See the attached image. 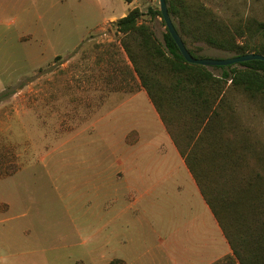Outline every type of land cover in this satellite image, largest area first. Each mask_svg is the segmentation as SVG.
I'll return each instance as SVG.
<instances>
[{
	"label": "rangeland",
	"instance_id": "rangeland-1",
	"mask_svg": "<svg viewBox=\"0 0 264 264\" xmlns=\"http://www.w3.org/2000/svg\"><path fill=\"white\" fill-rule=\"evenodd\" d=\"M187 1L228 24L264 23V0ZM134 7L161 40L158 0H0V264H240L175 151H159L166 137L143 95V142L123 146L139 137L122 136L131 119L114 110L124 61L112 21ZM228 96L226 134L246 140L245 165L200 150L198 166L225 197L229 229L248 234L249 264H264V100Z\"/></svg>",
	"mask_w": 264,
	"mask_h": 264
},
{
	"label": "trees",
	"instance_id": "trees-1",
	"mask_svg": "<svg viewBox=\"0 0 264 264\" xmlns=\"http://www.w3.org/2000/svg\"><path fill=\"white\" fill-rule=\"evenodd\" d=\"M166 4L172 22L192 56L203 57L199 55L202 50L199 43L231 56L250 52L264 55L263 22L246 19L228 24L201 3L166 0ZM156 13L161 16L160 10ZM141 16L140 9L134 7L113 22L122 35L121 46L236 259L240 264H249L253 254L241 252L248 234H233L229 229L230 213L226 206L219 205L225 197L215 188H209L204 178L210 175V170L201 173L198 165L203 161L200 150L206 151L207 157L214 155L222 166L229 164L238 168L245 165L246 140L226 134L225 106L229 104L227 99L231 91L264 100V61L253 59L213 66L219 71L214 74L207 66L186 62L167 28L158 40L150 26L140 21ZM238 39L243 41L240 43ZM246 183L250 184V181ZM261 209L263 214V202Z\"/></svg>",
	"mask_w": 264,
	"mask_h": 264
},
{
	"label": "crops",
	"instance_id": "crops-1",
	"mask_svg": "<svg viewBox=\"0 0 264 264\" xmlns=\"http://www.w3.org/2000/svg\"><path fill=\"white\" fill-rule=\"evenodd\" d=\"M131 4H133V0L131 2ZM129 10V9H128ZM126 12H123L121 15H119V17L125 15ZM114 19V15H111L109 17H107L102 25L108 21H112ZM118 19V18H117ZM114 21H112L113 23ZM100 25V26H102ZM99 26V27H100ZM93 28L91 29V31L97 29ZM122 51L121 53H119L124 61V63H122L123 65L120 66V63H118L117 61L115 62V84L119 83L121 84L120 87L122 88V90L120 92H117V97H120V100L118 102H116L115 104V111L116 113H118L117 111H119V115L124 117L125 120H129L128 118L131 119V125L129 127H127L126 129H124L122 136L126 137L127 136V132L131 131L132 129H136L137 131V136L139 137L136 141H131V143H124V147L125 150L126 149H130L133 150L135 147L139 146L140 143L143 142V131L140 130L138 127H136V125H133V115H135V113H139V103H138V99H139V94L143 95L144 97V105L145 107L152 113V115H155V117L157 119H159V125H161V127L163 128V133L165 135V140H163L159 145H158V149L160 152H164L167 151L168 149H172L175 152V156L178 159L177 162V168H182L184 167L183 171L186 175V177L188 178V181L190 182V184L195 187L196 191L199 193V195L202 197V194L198 188V185L195 181V179L193 178L192 174L190 173L184 158L180 155L178 149L176 148L174 142L172 141L170 135L168 134V132L165 130L164 125L158 115V113L156 112L152 102L150 101L149 97L147 96L145 90L140 86L139 80L135 74V72L132 70L131 68V64L130 61L128 60V58L126 57L125 53L123 52L122 49H118V52ZM107 59L110 60V58L115 57V53L114 51L110 50L107 54H105ZM127 66V67H126ZM125 115H130L125 117ZM133 148V149H132ZM170 164H162V167L165 169L166 167H169ZM167 169V168H166ZM170 170V168H169ZM170 172V171H169ZM204 201V199H203ZM205 202V201H204ZM0 203H2V200H0ZM10 206V204H8ZM205 205L208 207V205L205 203ZM208 209L210 210V208L208 207ZM1 212V210H0ZM211 212V210H210ZM212 214V212H211ZM213 215V214H212Z\"/></svg>",
	"mask_w": 264,
	"mask_h": 264
},
{
	"label": "water",
	"instance_id": "water-1",
	"mask_svg": "<svg viewBox=\"0 0 264 264\" xmlns=\"http://www.w3.org/2000/svg\"><path fill=\"white\" fill-rule=\"evenodd\" d=\"M159 2V10L161 12L162 19L165 23V27L167 28L168 32L170 33L171 37L173 38L175 44L177 45L179 52L183 56L186 62L199 64L207 67L213 66H226L232 65L239 62H244L248 60H262L264 61V55L260 53H246L242 55L236 56H229L224 58H209V57H194L190 54V52L185 47L175 25L172 22L171 16L168 12L166 0H158Z\"/></svg>",
	"mask_w": 264,
	"mask_h": 264
}]
</instances>
